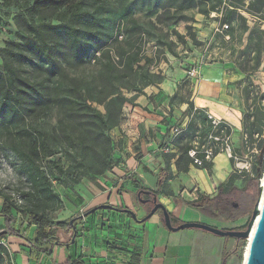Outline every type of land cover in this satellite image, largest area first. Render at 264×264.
I'll list each match as a JSON object with an SVG mask.
<instances>
[{
    "label": "trees",
    "instance_id": "16d2710c",
    "mask_svg": "<svg viewBox=\"0 0 264 264\" xmlns=\"http://www.w3.org/2000/svg\"><path fill=\"white\" fill-rule=\"evenodd\" d=\"M167 1L168 5L162 0H34L29 8L30 17L25 19L27 35L20 43L8 42L6 48L0 49L4 63V69L0 71V136L7 138L8 147L20 160L23 172L41 199L57 198V195L51 189V177L40 169L38 163L56 157L63 147L76 151L77 155L84 154L87 172L95 174L99 165L101 170L95 175L115 174L120 164L114 158V153H117L122 141L117 145L111 132L120 125L125 105L147 86L157 84L153 81L156 75H151L150 68L159 66L160 57H157V52L148 54L147 45L151 38L148 25L153 28L158 25L170 27L188 21L183 15L184 9L195 8L198 2H210ZM255 6H258L256 10L253 9ZM263 6L264 0H250V13L255 15ZM136 11H157V16L154 21L150 19L146 23L135 15ZM237 11L232 0H217L203 15L210 19L212 13L220 14V18L213 20L221 26L229 25L226 35L231 36L233 16ZM244 26L248 31L246 23ZM191 31L192 27H188V34L196 39ZM218 34L225 38L224 34ZM174 35L181 37L175 32ZM262 37L263 30H251L248 45L242 52L245 57L239 66L246 79H249L250 72L247 55L252 54L255 66L261 63ZM97 53H100L99 58L96 57ZM89 59L96 64L94 72L78 76L68 71L69 67L84 65ZM25 63L29 66L27 71L22 70ZM244 93H247V87ZM127 94L133 96L128 98ZM98 107H103L104 112ZM194 109L195 106L190 103L187 117L193 114ZM53 112L57 113L56 127L48 129L37 125L40 119ZM247 128V117L244 116L243 129ZM209 129V121L201 110L173 141L179 151L175 162L179 173H187L191 167L212 173L213 161H206L199 168L189 156L194 139L199 138L202 143ZM184 140L185 143L182 142ZM199 157L205 159L203 154ZM82 165L83 162L74 158V171ZM257 168L259 176L246 182L244 189L236 187V177L232 175L220 185L214 198L202 197L200 202L191 205L208 207L214 214L233 223L249 219L259 199L258 184L264 174V160ZM125 173L128 174V171ZM85 175L86 171L83 173ZM81 177L76 179L77 183L81 182ZM131 178L126 176L124 181H130L138 192L145 190L155 196L161 194L160 189L151 191L134 177ZM99 187L105 190V187ZM162 187L165 190L163 179ZM0 197L3 199L0 209V264H9L11 261L10 253L1 245L4 238H20L32 245L35 252L51 257L55 248L71 244L61 243L59 231L66 234L73 232V238L77 239V226L84 220L81 216L92 210L73 215L69 221H55L39 209H22L13 198L6 195ZM152 208L147 207V214ZM102 210L107 209L97 208L94 213ZM159 213L163 220L162 212ZM125 215L132 219L130 215ZM171 220L174 226L180 224L172 215ZM247 224L233 230H245ZM33 227L37 231L34 236H30ZM237 242L234 255L240 244L246 241ZM228 257L226 255L224 260ZM224 264L227 263L224 261Z\"/></svg>",
    "mask_w": 264,
    "mask_h": 264
},
{
    "label": "crops",
    "instance_id": "0c3cea01",
    "mask_svg": "<svg viewBox=\"0 0 264 264\" xmlns=\"http://www.w3.org/2000/svg\"><path fill=\"white\" fill-rule=\"evenodd\" d=\"M208 25L215 30L214 20L208 21L206 17L196 19L194 31L200 35L202 30L209 29ZM177 65L180 68L163 70L160 84L147 86L132 103L125 105L123 119L116 128L118 135L115 138L112 134L113 139L124 144L116 154L124 156L125 160V164L117 168L120 173L115 172L120 183L114 184L112 189L123 187L126 193L118 194V197L108 196L106 201L102 197L85 211L110 204L135 213H148L146 205L141 203L143 210L136 206L139 192L130 181H124L127 176L134 177L151 191L160 189L158 202L180 224L199 222L233 230L242 226L245 219L233 223L214 214L208 207L191 205L200 202L202 197L214 198L220 185L235 173L227 156L220 154L214 159L212 173L196 167H191L187 173H179L175 165L178 149L174 147L167 153L162 152L177 112L179 116H187L189 109L187 103L180 104L178 109L170 104V97L187 74L181 61ZM198 79L191 103L228 123L233 130L234 141L242 132V119L237 100L231 94L230 83L241 80V75L236 72L230 74L226 67L214 63L202 67ZM162 179L165 190L162 189ZM70 218L60 221H69ZM77 230L78 238L74 242L73 232L59 231L61 243L71 244L55 248L51 257L35 252L32 245L17 237L4 238L2 245L16 264H224V261L233 264V252L238 246L235 239L222 238L203 230L170 231L158 213L145 224H138L123 213L102 210L85 218ZM36 231L33 227L30 236H34ZM226 255L229 257L224 260Z\"/></svg>",
    "mask_w": 264,
    "mask_h": 264
},
{
    "label": "rangeland",
    "instance_id": "374dc122",
    "mask_svg": "<svg viewBox=\"0 0 264 264\" xmlns=\"http://www.w3.org/2000/svg\"><path fill=\"white\" fill-rule=\"evenodd\" d=\"M33 1L34 0H0V16L2 17V23L0 24V49L6 48L8 42L20 43L21 39L27 35L28 29L25 25V19L30 17L29 8L33 5ZM163 1L164 4H169L167 0H162V2ZM216 2L217 0H210V2L206 3L198 2L195 8L184 9L183 15L188 21H181L170 27L158 25V27L153 28L148 25L151 38L147 45V51L150 55H152V52H157V57L158 55L160 57L159 66L157 68L151 66L150 68L151 75H156L153 81L157 82V84H160L163 80V70L168 67L180 68V65H177L178 61L182 62V68L186 72L190 69L216 63L226 67L227 72L230 74L236 72L238 75H241V80L230 83V85L232 86L231 94L235 96L237 100L242 119V132L239 137L234 138L232 145L236 155L240 159V163L249 166V168L242 173L235 172L233 174L236 177V187L242 190L246 187V182L251 179H256L259 176V169L257 167H259L260 162L264 160V37H262L263 54L261 56L260 65L255 66V63L252 62V54L247 55V61L250 67V72L248 73L249 79H246V75L239 66L244 60L245 55L242 52L248 45V37L251 30L258 28L264 31V6L259 8L260 10L258 9V13L252 15V12L250 13V0H232V4L238 8V11L233 16V32L231 36H229L230 39L222 38L218 33L216 34L214 32L215 30H213L214 28L211 27L213 24L212 22L211 25H208L209 29L202 30V33L199 35L196 30L194 31L193 23H195L196 19L205 18L203 14ZM257 8L258 6H255L253 9L256 10ZM156 13L157 11L152 13L136 11L135 15L147 23L150 19L153 21L156 19ZM209 20L210 19H208V21ZM244 20L248 26V31L244 26ZM53 21L55 23L57 22L55 18ZM218 25L219 23L216 22L215 27H218ZM188 27H192L191 33L196 35V39L188 34ZM174 32L181 37L174 35ZM180 32L185 34L182 35ZM96 57L99 58L100 53H97ZM174 58H177L178 61ZM90 59L84 65H73L69 67L68 71H70L72 75L78 76L83 73L94 72L96 70V64ZM28 67V64L25 63L22 66V70L27 71ZM3 69L4 63L0 57V71H3ZM198 81V77L193 79L190 78L188 74H185V78L180 82V86L176 87L174 94L170 97V104L177 109L182 103L190 104L196 91ZM246 87L247 93H244ZM132 95L133 94H127V97L131 98ZM130 103H132V101ZM98 108L100 111L104 112L103 107ZM244 116L247 117V130L243 129ZM186 117L187 116L184 115L179 116L177 112L176 120H173L174 125H172L171 129L180 127L184 124L187 126L191 118L187 120L188 117ZM57 121V113L53 112L46 118L40 119L37 125L50 129L51 127L57 126ZM112 134H114L115 138L117 137L118 133L116 128L111 132V135ZM197 134H199V132ZM186 140L182 142L185 143ZM114 141L117 145L120 143V140L116 141L115 139ZM198 142L199 138H196L193 144ZM123 147L124 144L121 142V145H119L117 149H122ZM84 157L82 153L77 155L76 151L63 147L59 149V155L56 157L39 162L38 166L40 169L51 177V189L57 195V198L41 199L40 195L36 192L34 186L23 172L20 160H18L16 155L8 147L7 138L5 136H0V195L13 198L22 209H39L51 219L60 221L70 218L75 215L77 211L81 214L84 213L87 207L96 203L100 198L102 199V197H104L103 199L106 201V197L108 196L118 197V194L122 196L123 193H126L123 187L116 190L112 189L114 184L120 183L119 178L114 173L106 175L103 173L102 176L95 175L97 171L99 172L101 170L99 165L97 166L95 174L90 171L87 172L84 168ZM74 158L83 162V165L76 171H74L72 167ZM114 158L120 164L119 167L125 164L124 156L116 155V151L114 153ZM234 162L230 160L235 170L236 165ZM85 171L87 176H83ZM115 172L120 173L117 168ZM80 176H82V180L77 183L76 179H79ZM263 177L264 174L259 181V186L262 184ZM129 179L132 178L130 177ZM99 186L105 187V191L101 190ZM2 200L3 199L0 197V209ZM137 200L136 206L143 210V205L139 202V198ZM136 214L140 219L147 216V213L144 211H139ZM158 214L160 213L158 212ZM249 219L245 218L243 225H245ZM216 228L222 229L223 227L219 225V227ZM248 244V241L240 244L233 264L244 263Z\"/></svg>",
    "mask_w": 264,
    "mask_h": 264
},
{
    "label": "water",
    "instance_id": "95a60500",
    "mask_svg": "<svg viewBox=\"0 0 264 264\" xmlns=\"http://www.w3.org/2000/svg\"><path fill=\"white\" fill-rule=\"evenodd\" d=\"M260 193H259V199L257 201V204L254 208V211L248 221L247 228L245 231H235V230H223L219 229L204 223L199 222H188V223H182L178 226H174L172 224L171 215L168 212V210L158 202L157 196H155L152 192L142 190L139 192L138 197L141 198L142 195H152L153 194V208L149 212V214L143 218L139 219L137 214L129 209H118L115 206H112L110 204H104L99 207L93 208L85 215H82L81 218L85 219L91 214H93L95 211H97V208H103L107 210H113L115 212L128 214L132 217V219L138 223L142 224L149 219H151L156 213L159 211L162 212L163 215V221L166 226V228L170 231H183V230H190V229H198L203 230L208 233H212L214 235H217L222 238H231L235 239L237 241L239 240H250V236L254 230L253 238L248 245V253L247 256L244 259V264H264V194L262 198V191H261V185L259 186ZM71 224H73V221H71ZM255 227V229H254ZM75 239H73V242Z\"/></svg>",
    "mask_w": 264,
    "mask_h": 264
},
{
    "label": "built area",
    "instance_id": "2783aa9c",
    "mask_svg": "<svg viewBox=\"0 0 264 264\" xmlns=\"http://www.w3.org/2000/svg\"><path fill=\"white\" fill-rule=\"evenodd\" d=\"M227 1V0H225ZM217 17H221L220 14L212 13L210 15V20H213ZM216 22V21H215ZM230 28L229 25H218V27L215 28V33L224 34L226 39H230L229 35H226V31H228ZM120 39H122V36H120ZM95 62V61H94ZM190 69L187 74L190 78H197L200 73V69ZM203 111L205 116L207 117L209 121V132L206 135V137L203 139V142H198L196 144H193L194 147L189 151V156L194 160V164L198 166L199 168L204 166V162H212L216 158V154H224L227 156L229 160H232L236 165V171L238 173H242L244 170H247L249 166L247 164L240 163L239 157L236 155L234 147L232 145L233 141V130L231 126L226 123L225 121L219 119L218 117L211 114L209 111L205 109L196 108L194 109L193 114L187 118L189 120L192 119L194 115L198 111ZM190 121V120H189ZM186 129V124L172 128L169 131V134L166 138L165 146L162 147V152L167 153L170 150L174 148L173 141ZM231 130V131H230ZM205 155V159H201L199 155ZM2 245V242H1ZM9 264H16L12 259Z\"/></svg>",
    "mask_w": 264,
    "mask_h": 264
},
{
    "label": "flooded vegetation",
    "instance_id": "af4514ba",
    "mask_svg": "<svg viewBox=\"0 0 264 264\" xmlns=\"http://www.w3.org/2000/svg\"><path fill=\"white\" fill-rule=\"evenodd\" d=\"M152 200H153V195H142L141 198L139 199L140 203L146 205L147 207H151V206L153 207Z\"/></svg>",
    "mask_w": 264,
    "mask_h": 264
},
{
    "label": "bare ground",
    "instance_id": "6f19581e",
    "mask_svg": "<svg viewBox=\"0 0 264 264\" xmlns=\"http://www.w3.org/2000/svg\"><path fill=\"white\" fill-rule=\"evenodd\" d=\"M261 191H262V198H263V194H264V177H263V179H262ZM254 229H255V227H254ZM253 234H254V230H253V232H252V234H251V236H250V240H248V243H249V244H250V242H251V240H252V238H253ZM249 244H248V245H249ZM248 247H249V246H247V248H246L245 257L247 256V253H248ZM245 257H244V259H245ZM243 264H244V263H243Z\"/></svg>",
    "mask_w": 264,
    "mask_h": 264
}]
</instances>
